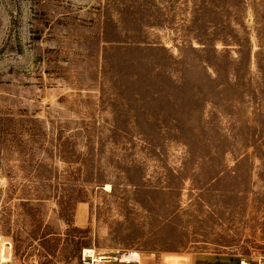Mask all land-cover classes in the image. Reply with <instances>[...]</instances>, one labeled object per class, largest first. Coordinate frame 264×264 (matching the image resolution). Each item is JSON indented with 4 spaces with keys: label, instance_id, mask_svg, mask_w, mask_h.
Segmentation results:
<instances>
[{
    "label": "rangeland",
    "instance_id": "rangeland-1",
    "mask_svg": "<svg viewBox=\"0 0 264 264\" xmlns=\"http://www.w3.org/2000/svg\"><path fill=\"white\" fill-rule=\"evenodd\" d=\"M83 249L264 251V0H0V264Z\"/></svg>",
    "mask_w": 264,
    "mask_h": 264
},
{
    "label": "built area",
    "instance_id": "built-area-1",
    "mask_svg": "<svg viewBox=\"0 0 264 264\" xmlns=\"http://www.w3.org/2000/svg\"><path fill=\"white\" fill-rule=\"evenodd\" d=\"M130 255V253H128ZM127 255V256H128ZM127 256H124L125 258ZM119 259V262L123 264H138L139 260H128L125 258ZM125 260V261H123ZM112 262L109 259H106L104 256L97 255L92 249H83L80 255L79 264H111ZM238 264H264V251L257 252L252 255L250 258L240 257L237 261Z\"/></svg>",
    "mask_w": 264,
    "mask_h": 264
},
{
    "label": "bare ground",
    "instance_id": "bare-ground-1",
    "mask_svg": "<svg viewBox=\"0 0 264 264\" xmlns=\"http://www.w3.org/2000/svg\"><path fill=\"white\" fill-rule=\"evenodd\" d=\"M125 258V257H124ZM125 259H128L129 261L130 260H139V262H140V258H139V256H138V254L137 253H131L130 255H128ZM123 261H125V260H123Z\"/></svg>",
    "mask_w": 264,
    "mask_h": 264
}]
</instances>
